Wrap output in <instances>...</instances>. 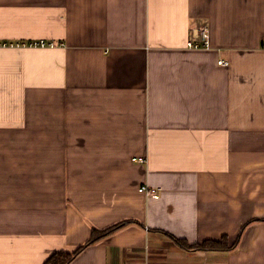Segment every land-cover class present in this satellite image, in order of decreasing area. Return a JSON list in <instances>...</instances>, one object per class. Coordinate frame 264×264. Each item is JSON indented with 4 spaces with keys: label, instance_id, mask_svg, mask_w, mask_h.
Returning <instances> with one entry per match:
<instances>
[{
    "label": "crops",
    "instance_id": "1",
    "mask_svg": "<svg viewBox=\"0 0 264 264\" xmlns=\"http://www.w3.org/2000/svg\"><path fill=\"white\" fill-rule=\"evenodd\" d=\"M40 40L0 46V264H264V0H0Z\"/></svg>",
    "mask_w": 264,
    "mask_h": 264
},
{
    "label": "built area",
    "instance_id": "2",
    "mask_svg": "<svg viewBox=\"0 0 264 264\" xmlns=\"http://www.w3.org/2000/svg\"><path fill=\"white\" fill-rule=\"evenodd\" d=\"M193 38L189 40L186 44V47L189 49H210L211 47V41H210V29L208 26H199L195 27L193 29ZM264 45V43H263ZM0 46L6 47H21V46H29V47H34V48H53L56 46V43L54 42H48L45 40H40V41H35L29 44H24L21 42L17 43H0ZM220 65H227L226 62L223 60L219 61ZM146 160L144 158H140L138 162L140 164H143ZM139 191L146 194L149 198H159L160 192L156 188H151L147 185L141 186L139 188Z\"/></svg>",
    "mask_w": 264,
    "mask_h": 264
},
{
    "label": "trees",
    "instance_id": "3",
    "mask_svg": "<svg viewBox=\"0 0 264 264\" xmlns=\"http://www.w3.org/2000/svg\"><path fill=\"white\" fill-rule=\"evenodd\" d=\"M119 228V226H114L108 231L104 232L100 237L97 239L99 240L102 236L114 231L115 229ZM177 243H179L182 247L186 249H200V250H227L230 248L228 246V243L226 242V239L221 241H213V240H206L201 244H195L191 245L185 241L174 239ZM82 249V248H81ZM77 250L76 252L69 254V253H55L52 255L46 262V264H69L74 256L81 250Z\"/></svg>",
    "mask_w": 264,
    "mask_h": 264
}]
</instances>
